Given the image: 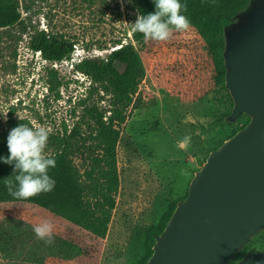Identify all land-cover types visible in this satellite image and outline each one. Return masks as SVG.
Returning <instances> with one entry per match:
<instances>
[{
  "label": "rangeland",
  "instance_id": "rangeland-1",
  "mask_svg": "<svg viewBox=\"0 0 264 264\" xmlns=\"http://www.w3.org/2000/svg\"><path fill=\"white\" fill-rule=\"evenodd\" d=\"M202 1L181 3L199 8ZM19 2L21 22L0 28V132L12 129L8 123L12 112L34 127L49 129L46 151L53 154L61 149L66 129L68 133L76 129L77 143L85 139L91 143L96 131L91 108L105 118L111 114V94L84 71H73L72 54L53 67V61L31 48L37 31L71 41L75 57L104 58L121 44L133 42L146 75L136 94L143 105L130 107L120 127V188L107 236L96 237L31 203H0V264H135L147 252V230L157 227L188 194L209 153L249 116L222 123L233 108L230 94L217 82L213 56L195 26L167 42L134 38L130 23L135 22L140 5L153 6L149 0H125L123 7L120 0ZM128 74L124 68V78ZM185 136L191 137L188 145L182 144ZM83 152L73 154L81 171L88 164ZM44 219L55 224L51 245L33 231ZM256 239L264 242V230Z\"/></svg>",
  "mask_w": 264,
  "mask_h": 264
},
{
  "label": "water",
  "instance_id": "water-1",
  "mask_svg": "<svg viewBox=\"0 0 264 264\" xmlns=\"http://www.w3.org/2000/svg\"><path fill=\"white\" fill-rule=\"evenodd\" d=\"M226 117L248 123L212 150L195 172L146 264H229L264 230V0H249L224 28ZM235 264H264V249Z\"/></svg>",
  "mask_w": 264,
  "mask_h": 264
},
{
  "label": "trees",
  "instance_id": "trees-1",
  "mask_svg": "<svg viewBox=\"0 0 264 264\" xmlns=\"http://www.w3.org/2000/svg\"><path fill=\"white\" fill-rule=\"evenodd\" d=\"M149 1L153 6L140 5V14L146 15L155 11L153 0ZM248 1L203 0L199 8L187 6V11L182 13L190 19L191 24L203 36L205 46L212 54L216 66V80L227 92L229 90L225 85L226 68L223 57L225 48L224 28L234 21L236 14L242 11ZM21 20L22 11L19 0H0V28H8L21 22ZM134 38L137 41L144 39L143 35L136 31H134ZM30 46L35 52H40L45 59L50 61L70 58L74 50V44L71 41L51 35L44 30L35 32L31 38ZM124 68L129 71L126 78L123 76ZM79 69L91 76L102 90L111 94V114L105 118L104 113L99 112L96 108L89 110L95 119L96 130L90 136V144L86 143V139L77 143L73 137L76 129L72 130L71 133H68L67 129L65 130L64 135L60 138L61 149L52 154L56 159V167L50 169L49 174L55 179L56 186L51 192L41 193L29 200L15 199L5 187V179L14 174V166L5 164L0 160V203L24 202L34 204L89 231L96 237L105 238L113 218L120 188L117 158V147L121 135L120 127L127 121L130 107L139 108L143 105L142 97L140 95L136 97V94L139 85L145 78L146 69L133 42L121 44L104 58H85L79 65ZM52 72L55 71L52 70ZM229 97L231 106H234L231 94ZM230 113L231 111L224 114L222 123L230 122L226 118ZM248 121L239 129L243 128ZM8 123L12 128L21 123L34 127L30 120L15 118L12 112L8 118ZM8 134L9 132H0V157L9 155ZM76 150H84L87 156L88 164L84 171H81L73 159ZM176 206L177 203L164 215L157 227H151L147 230V252L135 264L147 263L153 253L156 235L165 229ZM258 235L238 252L229 264H234L241 259L253 245L252 242L264 247V242L256 239Z\"/></svg>",
  "mask_w": 264,
  "mask_h": 264
},
{
  "label": "clouds",
  "instance_id": "clouds-1",
  "mask_svg": "<svg viewBox=\"0 0 264 264\" xmlns=\"http://www.w3.org/2000/svg\"><path fill=\"white\" fill-rule=\"evenodd\" d=\"M153 2L154 12L144 15L138 11L135 22L130 23L134 31L141 33L146 41L167 42L175 33L186 32L192 27L190 19L182 14L187 11V5L182 4L181 0ZM120 3L123 7L125 0H120ZM85 58L82 55L72 58L74 72L80 71L79 65ZM3 115L6 120L7 112ZM49 136L50 131L44 126L29 127L21 123L10 130L7 137L9 155L0 157V160L14 166V174L5 179V187L15 199L29 200L55 188L56 181L49 174V170L56 167V159L46 151ZM190 141L191 137L185 136L182 144L188 145ZM33 231L46 244L55 242V224L51 220L44 219L35 224Z\"/></svg>",
  "mask_w": 264,
  "mask_h": 264
},
{
  "label": "built area",
  "instance_id": "built-area-1",
  "mask_svg": "<svg viewBox=\"0 0 264 264\" xmlns=\"http://www.w3.org/2000/svg\"><path fill=\"white\" fill-rule=\"evenodd\" d=\"M75 53H76V55H77V51L76 50H73V52H72V58L74 57V55H75ZM64 59H68L69 60V58H64ZM63 59V60H64ZM62 61V60H61ZM61 61H53V67H56V66H58V63H60Z\"/></svg>",
  "mask_w": 264,
  "mask_h": 264
},
{
  "label": "flooded vegetation",
  "instance_id": "flooded-vegetation-1",
  "mask_svg": "<svg viewBox=\"0 0 264 264\" xmlns=\"http://www.w3.org/2000/svg\"><path fill=\"white\" fill-rule=\"evenodd\" d=\"M254 245H257V244H253L252 246H254ZM252 246H251V247H252ZM257 246H258L259 248H261L260 245H257ZM251 247H250V248H251ZM239 260H240V259H239ZM239 260H238V261H239ZM234 264H235V263H234Z\"/></svg>",
  "mask_w": 264,
  "mask_h": 264
}]
</instances>
